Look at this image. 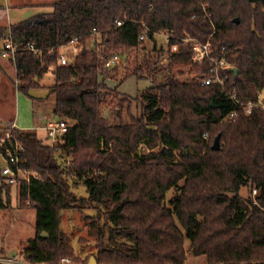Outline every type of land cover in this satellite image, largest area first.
Wrapping results in <instances>:
<instances>
[{
  "label": "trees",
  "instance_id": "1",
  "mask_svg": "<svg viewBox=\"0 0 264 264\" xmlns=\"http://www.w3.org/2000/svg\"><path fill=\"white\" fill-rule=\"evenodd\" d=\"M50 6L49 14L0 25V55L10 31L19 50L16 65L23 70L18 91L30 99L58 55L45 53L40 60L25 50L27 44L46 50L82 37L84 47L74 63L52 72L47 98H54V116L69 123L64 142L50 147L32 131L12 132V143L25 148L21 166L42 178L17 188L19 203L29 200L36 211L35 236L23 248L26 260L185 264L191 252L206 264H264V113L247 115L231 99L255 101L264 89V0H61ZM144 26L150 40L164 32L210 43L213 55L233 66L222 73L228 75L227 94L202 84L213 66L192 63L191 46L164 58V47L154 43L156 58L144 61L150 77L162 66L189 64L195 77L182 82L168 71L163 81L152 79L153 86L139 98L141 114L130 115L129 122L117 115L118 123L111 124L104 116L107 98L116 99L119 108L130 99L107 86L116 76L104 68L102 57L144 50L145 42L138 41ZM93 29L102 34L101 53L86 39ZM142 72L136 67L122 81L143 78ZM236 110L237 117L224 121ZM218 135L220 149L213 151ZM141 146L147 152L140 155ZM79 184L87 197L75 194ZM243 188L249 190L247 198L241 196ZM255 188L262 190L258 206ZM11 203L0 182V212ZM65 210L95 213L85 217L88 236L95 240V252L86 258L76 254L61 227Z\"/></svg>",
  "mask_w": 264,
  "mask_h": 264
},
{
  "label": "rangeland",
  "instance_id": "2",
  "mask_svg": "<svg viewBox=\"0 0 264 264\" xmlns=\"http://www.w3.org/2000/svg\"><path fill=\"white\" fill-rule=\"evenodd\" d=\"M43 1L58 2L61 0H0V7L8 10L7 16L10 15L8 23H13L16 22V19H13L14 17L10 14L11 10H15V8L19 10V8L33 6L38 2L40 4ZM1 24H7L5 12L3 11H0ZM154 43L159 49L165 47V37L163 35H155L154 40L147 38L144 50L120 52L124 53V55L119 54L122 63L111 70L116 79H108L106 84L110 89L116 88L121 97H127L130 101L122 108H119L116 106V99L107 98L104 104V116L111 124L118 123L117 115H120L123 121L129 122L130 115L138 117L141 114L139 98L153 86L152 79L161 82L168 71L182 82L189 81L195 77V71L191 64L177 65L171 69L162 66L161 71H157L153 78L150 77L145 69L144 61L145 59L153 60L156 58L158 53L154 51ZM164 58L159 63L160 65L165 63ZM2 62L6 63L0 56V64L4 67L3 71L0 70V127L16 125L17 129L32 131L38 139L45 142V133L40 131V129L45 127L50 119L54 118V98H47L50 88L54 84L53 73L48 71L44 75L40 81V88L30 91L29 95L32 98L30 99L24 93L18 91L15 84L14 69L12 70V67L8 64L3 65ZM139 66L144 68V72L141 73L144 76L143 78L131 76L122 81L127 73H132ZM146 152L145 147L141 146L139 154ZM68 162H71L70 159H68ZM3 165L4 163L0 159V166ZM73 190L77 197H87L86 189L81 184L74 185ZM172 195L173 191L168 194L167 200ZM241 196L247 198L249 190L243 188ZM94 214L93 211L89 210H65L62 212L61 227L71 238V244L76 250V254L82 258H86L95 252V240L88 236L87 222L85 220L86 216ZM35 222L36 211L27 208L25 204L19 203L18 189L13 187L11 207L6 211L0 212V249L13 256L18 250L26 247L27 242L31 240L30 238L33 239L35 236ZM188 246L189 243L186 242V247ZM185 264H206V261L204 257H195L191 252H188Z\"/></svg>",
  "mask_w": 264,
  "mask_h": 264
},
{
  "label": "built area",
  "instance_id": "3",
  "mask_svg": "<svg viewBox=\"0 0 264 264\" xmlns=\"http://www.w3.org/2000/svg\"><path fill=\"white\" fill-rule=\"evenodd\" d=\"M122 26L121 22H117V27ZM145 30L140 34L138 41L145 42L148 38L149 30L144 26ZM156 35H163L165 37L164 57H167L173 53H179L185 46H191L192 48V63L201 65L208 61L212 64V76L209 78H202L203 85H217L221 92L227 94L226 83L228 81V75L223 72H227L232 69L233 66L229 64L224 58L217 59L212 53L210 43L202 44L191 38H184L177 40L172 34L160 32ZM90 39L92 45L96 48L98 53L102 50V34L101 32L93 29L91 34L86 38ZM82 37H74L70 42L60 45L58 47H52L46 50L38 48L34 43H29L26 46V51L32 53L35 57L42 60L44 54L47 53L49 56L58 55L57 62H53L47 66V72H53L58 66H67L76 61V59L84 52L82 46ZM172 41H176L172 44ZM19 50L13 43L11 32L8 31L5 41L3 43L1 58L11 63L14 69L15 84L18 88L20 85V78L23 74V70L18 69L16 65V57ZM102 65L105 69H113L122 63L121 56L119 54H111L107 57H102ZM231 99L242 109L245 114L251 115L254 110H260L264 113V89L257 91V98L255 101H249L242 103L237 100L236 96H231ZM237 110L230 113L224 121L231 120L237 117ZM69 128V123L66 120H56V117L50 119L43 130L46 133V144L50 147H56L64 142V137ZM17 129L15 125L7 131L0 130V159L4 165L0 166V182L5 185L9 190L12 197V188H18V186L25 182L30 183L32 179L42 181V178L38 173L27 170L21 166L22 163L26 162L24 156L25 148L18 142L12 143L13 130ZM253 201L254 205L258 206L257 198L261 196V189H253ZM19 199V195H18ZM25 205L27 208H31L30 201H26ZM72 260L64 258L60 264H71ZM0 264H34L26 260V253L24 249L18 250L13 256L8 253L0 255Z\"/></svg>",
  "mask_w": 264,
  "mask_h": 264
},
{
  "label": "crops",
  "instance_id": "4",
  "mask_svg": "<svg viewBox=\"0 0 264 264\" xmlns=\"http://www.w3.org/2000/svg\"><path fill=\"white\" fill-rule=\"evenodd\" d=\"M38 3L33 5V6H26V8H19V10H17L16 8H15V10H11L10 14L12 15V17H14L13 19H16L15 20L16 22H13V23H8V18L10 15L7 16L8 10L4 8L3 12H5V18L7 21V25L8 24L9 25L16 24V23H19V22L24 21V20H28V19H30L34 16H37V15H40V14H49L53 11V8L50 6L51 3H53V2L43 1L40 4H38ZM17 12H20V13H17ZM2 63H3V65L8 64L10 67H12L11 63L8 61H6V63H4V62H2ZM3 68L4 67L0 64V70L1 71H3ZM12 70H13V67H12ZM11 126H13V125H11ZM40 131H43L45 133L43 128H41ZM44 139H46V133L44 135ZM45 143H46V141H45ZM30 239L32 240V238H30Z\"/></svg>",
  "mask_w": 264,
  "mask_h": 264
},
{
  "label": "water",
  "instance_id": "5",
  "mask_svg": "<svg viewBox=\"0 0 264 264\" xmlns=\"http://www.w3.org/2000/svg\"><path fill=\"white\" fill-rule=\"evenodd\" d=\"M235 22L238 23V20H235ZM235 73L237 74L238 71L235 70ZM56 120L58 121V120H60V118H59V117H56ZM220 140H221V136L218 135V136L215 138V140H214V142H213V145H212V150H213V151H218V150L220 149ZM43 237H46V234H43ZM89 264H97L95 258L92 257V258L90 259Z\"/></svg>",
  "mask_w": 264,
  "mask_h": 264
}]
</instances>
